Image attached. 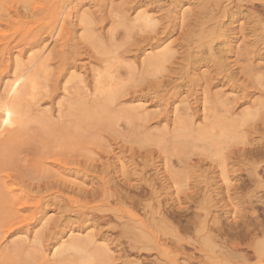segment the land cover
<instances>
[{
  "label": "rangeland",
  "instance_id": "rangeland-1",
  "mask_svg": "<svg viewBox=\"0 0 264 264\" xmlns=\"http://www.w3.org/2000/svg\"><path fill=\"white\" fill-rule=\"evenodd\" d=\"M0 103V264H264V0H0Z\"/></svg>",
  "mask_w": 264,
  "mask_h": 264
},
{
  "label": "bare ground",
  "instance_id": "bare-ground-1",
  "mask_svg": "<svg viewBox=\"0 0 264 264\" xmlns=\"http://www.w3.org/2000/svg\"><path fill=\"white\" fill-rule=\"evenodd\" d=\"M69 4L68 5H66L62 10H60V11H62V13H60V15H61V18H60V20H59V23H58V25L55 27V32L53 33V35L50 37L51 39L53 38L54 40L55 39H57L58 38V36H59V34H58V32L59 31H61V30H65V21H68V20H70L71 19V13H70V9H69ZM73 6V5H72ZM73 8V7H72ZM71 11H72V9H71ZM59 12V11H58ZM73 12V11H72ZM73 20V19H72ZM61 28V29H60ZM228 30V29H227ZM65 32V31H64ZM59 39V38H58ZM50 44V43H49ZM48 47V46H47ZM46 48V47H45ZM49 48V47H48ZM44 52H46L45 50H43ZM49 51V50H48ZM43 52V53H44ZM164 53V52H163ZM30 56V55H29ZM168 56V55H167ZM35 57V56H34ZM40 57V56H39ZM41 58V57H40ZM43 58V57H42ZM164 58H166V56L164 57ZM16 60V59H15ZM35 60V59H34ZM19 61L21 62V59L19 58ZM23 61V60H22ZM38 61V60H37ZM19 62V63H20ZM35 64V63H34ZM37 64H39V63H37ZM40 68V67H39ZM40 70V69H39ZM27 74H28V72H26L25 74H22V75H20L19 77H17V79L14 81V83L11 85V88H10V94H12V95H14L17 91H18V89H19V87H20V85H21V83H22V81L27 77ZM104 80V79H103ZM27 82H29V79H28V81ZM30 83V82H29ZM103 83V82H102ZM31 84H33V83H31ZM35 89V87L33 86V87H31V89ZM104 88V87H103ZM30 89V90H31ZM111 91V90H110ZM31 93H32V91H31ZM12 95H10V96H12ZM13 97V96H12ZM30 98H32V97H30ZM10 103H11V101H10ZM10 103H4V104H1L0 105V112H1V125H0V128H3V129H10V128H13V127H15L17 124H18V118H17V116H16V113H15V110H14V108H13V106L12 105H10ZM2 133V132H1ZM1 133H0V135H1ZM2 136V135H1ZM166 170V169H165ZM228 181V180H227ZM226 181V183H230L229 181L227 182ZM229 186H230V184H229ZM64 240V239H63ZM72 249L73 250H76V246H72Z\"/></svg>",
  "mask_w": 264,
  "mask_h": 264
}]
</instances>
